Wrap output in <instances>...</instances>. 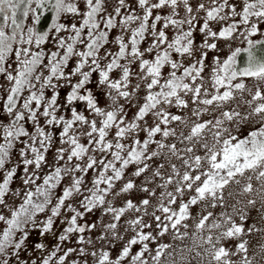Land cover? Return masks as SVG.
<instances>
[{
    "label": "snow or ice",
    "instance_id": "6c2138e0",
    "mask_svg": "<svg viewBox=\"0 0 264 264\" xmlns=\"http://www.w3.org/2000/svg\"><path fill=\"white\" fill-rule=\"evenodd\" d=\"M0 225V264H264V0H0Z\"/></svg>",
    "mask_w": 264,
    "mask_h": 264
},
{
    "label": "trees",
    "instance_id": "16d2710c",
    "mask_svg": "<svg viewBox=\"0 0 264 264\" xmlns=\"http://www.w3.org/2000/svg\"><path fill=\"white\" fill-rule=\"evenodd\" d=\"M115 33H110V35H114ZM110 47L113 49V50H115V48H116V46L115 45H110ZM223 52L224 53H226L227 52V48H223ZM62 95H63V92H62ZM83 109V105H81V110ZM175 111V110H174ZM141 135H143V134H141ZM51 160V159H50ZM47 171V170H46ZM199 211V209H197L196 211H194V212H198ZM98 215V214H97ZM0 227H3V225H0ZM35 234H33V236H32V240L33 241H37V240H40V238H38V237H35L34 236ZM165 242H167V243H172V238H171V235H166L165 237H163V239L161 240V243H165Z\"/></svg>",
    "mask_w": 264,
    "mask_h": 264
},
{
    "label": "rangeland",
    "instance_id": "374dc122",
    "mask_svg": "<svg viewBox=\"0 0 264 264\" xmlns=\"http://www.w3.org/2000/svg\"><path fill=\"white\" fill-rule=\"evenodd\" d=\"M49 159H52L51 154H50V156H49ZM46 170H48V169H45V171H46ZM92 175H93V173H89L88 179H90ZM14 187H17V188H18V187H20V184H19V183H16V184L14 185ZM58 188H59V186H58ZM193 209H194V211H196L198 208H197L196 206H193ZM40 219H43V216H41ZM90 219H91V217H90ZM37 231H38V230H33V234H35L34 236H35V237H38V238H40V239H42L41 237H39V236L36 234ZM49 237H50V239H55V237H52L51 234H49ZM162 239H163V238H161V240H162ZM161 240H160V242H161Z\"/></svg>",
    "mask_w": 264,
    "mask_h": 264
}]
</instances>
